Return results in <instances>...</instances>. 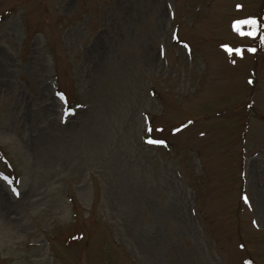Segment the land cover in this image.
Listing matches in <instances>:
<instances>
[{
	"label": "rangeland",
	"instance_id": "1",
	"mask_svg": "<svg viewBox=\"0 0 264 264\" xmlns=\"http://www.w3.org/2000/svg\"><path fill=\"white\" fill-rule=\"evenodd\" d=\"M262 35L264 0H0V264H264Z\"/></svg>",
	"mask_w": 264,
	"mask_h": 264
},
{
	"label": "snow or ice",
	"instance_id": "2",
	"mask_svg": "<svg viewBox=\"0 0 264 264\" xmlns=\"http://www.w3.org/2000/svg\"><path fill=\"white\" fill-rule=\"evenodd\" d=\"M241 24H250V25H252L253 26V31H250V32H247V33L242 32L241 29H240V25ZM256 25H257V21H256V19L253 18V19H248V20H243V21H237L235 27H236V31L238 33H240L241 35L256 36V30H255V26ZM260 38L262 40H264V35H262ZM251 50L255 51L256 49L253 48ZM236 51L239 52L240 49H236ZM60 95L63 97L62 93ZM153 142H155V143H164V141H153ZM245 200H247V197H245Z\"/></svg>",
	"mask_w": 264,
	"mask_h": 264
},
{
	"label": "trees",
	"instance_id": "3",
	"mask_svg": "<svg viewBox=\"0 0 264 264\" xmlns=\"http://www.w3.org/2000/svg\"><path fill=\"white\" fill-rule=\"evenodd\" d=\"M0 154H2L1 151H0Z\"/></svg>",
	"mask_w": 264,
	"mask_h": 264
}]
</instances>
